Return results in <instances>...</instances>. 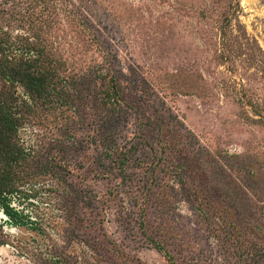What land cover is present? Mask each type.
Listing matches in <instances>:
<instances>
[{
	"label": "rangeland",
	"instance_id": "obj_1",
	"mask_svg": "<svg viewBox=\"0 0 264 264\" xmlns=\"http://www.w3.org/2000/svg\"><path fill=\"white\" fill-rule=\"evenodd\" d=\"M0 35L14 53L47 47L66 79L65 103L21 131L31 177L11 204L32 223L0 206V264H168L147 237L177 264H264V0H0ZM112 68L117 109L100 99ZM111 125L126 181L105 157ZM161 130L197 176L246 170L237 214L207 220L179 193L151 150ZM151 184L167 207L143 205Z\"/></svg>",
	"mask_w": 264,
	"mask_h": 264
},
{
	"label": "trees",
	"instance_id": "obj_2",
	"mask_svg": "<svg viewBox=\"0 0 264 264\" xmlns=\"http://www.w3.org/2000/svg\"><path fill=\"white\" fill-rule=\"evenodd\" d=\"M50 53L47 47L38 43H28L23 47V53L22 51L14 53L6 38L0 35V206L8 217V221L17 227L28 226L32 223L29 221L30 219L26 220L27 216L23 212L11 204L12 198L20 193L22 185L31 177L33 157L22 143L21 131L32 118L37 117L39 111H51L65 103L63 88L66 79ZM111 71L109 69V74H111L109 85L101 93L100 99L102 106L109 105L110 108L117 109L123 104L124 97L113 68ZM122 111L123 109L118 111V115L121 116ZM113 128L114 125H111L110 134H107L104 139L106 140L104 143L108 144L105 147V157L107 160L108 158L115 160L114 162L119 165L118 169L122 179L126 181V165L130 151H123L121 147L116 149V139H111ZM156 147L155 150L151 144V150L160 154L159 159L162 161V167L165 172L170 173L174 186L179 188V193L194 205V209L199 211L201 216L208 220L210 214L213 215L211 209H214L219 218L225 210L228 211V208L231 209L232 214H237L242 199L239 198L236 187L243 185L239 178L241 175H246L244 168L224 166L225 170L231 172V176L222 178L224 182L217 183L215 180L211 182L208 174L204 173V168L199 169L202 171L199 174L201 177L195 175L188 145L176 143L165 136L164 130H161ZM238 157L225 154L221 161L225 162V158ZM153 175L156 178L155 174ZM234 175L237 176L234 177ZM149 188L151 189L145 194L143 205L159 200V204L167 207L173 201L172 197L169 201L168 190L164 189L163 203L160 202V195L156 197L155 186L151 184ZM233 190L235 191L233 192ZM233 219L236 220L235 217ZM141 225L142 228L145 227L144 220ZM32 228L41 230L37 227ZM147 239L168 264H177L174 256L164 244L151 237H147ZM110 245L117 253V260L124 263V254L117 249L116 244L110 243ZM88 261L89 264H94L93 258ZM56 263L68 264L61 260Z\"/></svg>",
	"mask_w": 264,
	"mask_h": 264
}]
</instances>
